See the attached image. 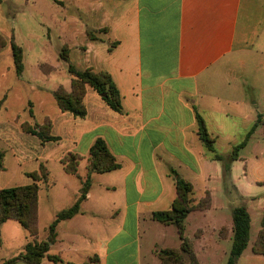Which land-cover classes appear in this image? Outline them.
<instances>
[{
	"label": "crops",
	"instance_id": "obj_1",
	"mask_svg": "<svg viewBox=\"0 0 264 264\" xmlns=\"http://www.w3.org/2000/svg\"><path fill=\"white\" fill-rule=\"evenodd\" d=\"M118 1L111 17L98 5L89 7L88 15L96 18L86 20L92 28H85L107 30L112 38L108 53L114 59L98 58L91 47L85 52L92 55L90 62L97 60L102 65L100 69L90 68L111 76L123 111L115 113L101 99L91 97L88 101L86 97L87 116L81 120L84 131L68 152L81 157V179L67 175L61 166L71 179L62 177L67 183L61 196L55 197L61 206L53 207V220L81 196L88 153L96 139L106 143L121 167L92 174L80 213L58 224L49 255L60 257L66 264H85L94 256L98 264H161L155 250L178 248L180 240L177 234L166 235L171 226L158 227L151 217L154 212L170 209L178 179L192 187L199 182L203 194L209 192L211 208L195 212L215 208V192L220 188L227 193L225 197L235 192L240 198H258L245 192L252 187L249 182L234 179L232 167L241 160L239 156L231 164L229 177L223 173V164L212 160L213 154L198 136V117L215 140L217 155V143H227L233 151L235 143H242L254 125L252 135L264 126V0ZM252 73L259 100L250 93L254 89L248 82ZM242 173L246 179L245 166ZM95 184L104 202L101 196L94 200ZM254 184L264 190V181ZM54 187H46L48 199ZM90 218L101 220L95 235L85 226ZM142 224L148 232L159 228L164 235H141ZM231 232L230 228L227 239H231ZM196 234L194 239H201L204 231ZM218 239L226 240L219 235ZM38 240L44 241L39 235ZM191 240L195 251V241ZM24 241L20 252L31 241L30 236ZM245 251L237 264L240 260L264 264V256L246 255Z\"/></svg>",
	"mask_w": 264,
	"mask_h": 264
},
{
	"label": "rangeland",
	"instance_id": "obj_2",
	"mask_svg": "<svg viewBox=\"0 0 264 264\" xmlns=\"http://www.w3.org/2000/svg\"><path fill=\"white\" fill-rule=\"evenodd\" d=\"M119 3L118 0H0V150L5 152V170L0 172V190L31 184L32 181L27 175L35 172L40 174L41 168L49 174L47 182L38 183L40 190L42 189L39 196L41 217L37 223L41 240L46 239V229L53 222V207L61 206L55 197L61 196V190L67 183L62 177L71 179L62 172L61 160L68 155L74 140L84 131L80 119L59 110L53 93L57 90L71 92L73 77L69 73V66L78 71L91 69L90 67L102 68L97 60L90 62L92 55L85 52L87 48H93L100 59H114L108 53V40L112 39L111 35L106 34L103 29L85 31V28H92V24L88 25L86 20L92 22L96 18L88 15L89 7L98 5L101 7L100 11L107 12L111 17ZM87 32H94L92 34L96 40H89ZM12 43L19 47L22 53L23 72L20 76L16 75L13 64L10 49ZM63 49L66 50L67 61L61 58ZM248 82L254 87L250 90L251 95L257 100L261 99L260 91L254 86L253 73ZM257 83L260 88L259 78ZM86 97L88 101L91 97L100 99L87 88L85 107ZM43 125H51V134L60 139L57 143L43 145L22 128L24 126L32 129ZM244 140L243 138L242 141ZM239 142L241 141L235 143V146L239 145ZM85 143L86 138L82 140L81 146ZM217 151L222 156H228L232 152L227 143H217ZM238 156L241 160L234 162L232 167L234 179H239L241 183L249 182L252 187L247 188L245 192L248 196L258 198H240L235 192L225 197L227 193L220 188L215 192V208L207 212H194L188 216L185 236L195 241V251L201 264L227 263L232 243L231 239L227 238L232 225V213L236 208L245 207L251 219L246 255L251 253L261 229L264 190H260L254 181H264V126H260L248 138L245 148L238 152ZM244 166L246 179L242 178ZM83 171L84 166L81 163L79 172ZM51 184H55V187L48 199L45 192L46 187ZM193 188L192 198L197 202L206 192L203 194L199 182H194ZM97 190L99 189L95 184V201L102 197L101 192L98 195ZM102 199L104 202L105 198ZM86 223V229L92 230L90 235H95L101 227L100 219L90 218ZM156 225L161 227L158 223ZM146 227L145 224L141 225V235H164V230L153 228L148 232ZM221 229L229 230L226 240L218 239ZM198 230H203L204 235L195 240L194 235ZM165 232L166 235L177 234L173 227ZM26 235L27 232L16 222H7L0 226V264L20 253ZM222 235H226L225 231ZM230 235H233L232 232ZM246 263V260H240L239 264ZM85 264L93 263L90 261Z\"/></svg>",
	"mask_w": 264,
	"mask_h": 264
},
{
	"label": "trees",
	"instance_id": "obj_3",
	"mask_svg": "<svg viewBox=\"0 0 264 264\" xmlns=\"http://www.w3.org/2000/svg\"><path fill=\"white\" fill-rule=\"evenodd\" d=\"M107 32L106 29H103ZM88 39L95 41L94 32H87ZM115 45V43H114ZM13 64L17 76L23 72L22 53L19 47L14 43L10 45ZM61 58L67 61L66 50L63 49ZM69 73L73 77L71 83V92L57 90L53 93V98L59 110L62 113H68L75 119L83 120L87 116L84 99L87 94V88H90L101 101L113 112L121 114L123 111L121 95L111 76L107 72L95 71L92 68L84 71H78L69 66ZM200 124L198 136L204 143L209 152L213 154L214 161L223 164V173L229 177L231 164L238 159V152L246 146V141L252 135L257 125H254L247 134L245 140L235 146L231 155L224 158L217 155L214 149L215 140L207 133L203 121L198 117ZM23 130L31 136L36 137L41 144L57 143L60 139L51 134V125L36 126L35 128H26ZM63 171L70 176L81 179L78 175V165L81 157L68 153L62 160ZM120 164L110 153L106 143L98 138L91 146L87 157V176L82 182V193L78 200L69 208L57 213L53 222L47 227V237L44 241L38 240V194L39 182H47L49 174L42 168L40 174L32 173L27 177L32 183L25 186H18L0 190V226L8 221L18 223L30 236L29 241L14 258L3 264H44L48 261L53 264H66L60 257L49 255V249L56 241V229L59 223L70 220L80 213L81 203L86 199V194L91 184L92 174H104L120 169ZM5 170V152L0 150V172ZM175 176V173H174ZM176 185V198L170 209L157 211L152 214V220L164 225L171 226L177 232L180 240L178 248L156 249L154 254L161 264H200L194 251L192 240L185 236L186 219L188 215L195 211H206L211 208V197L209 192L199 201L195 202L192 198L193 187L183 179H178ZM251 219L245 207L236 208L232 213V237L231 249L226 264H237L239 257L248 247ZM225 231L226 235H222ZM221 229L218 233L220 239H226L229 232L227 229ZM201 232L196 234V237ZM255 255L264 256V214H262L261 229L258 232L257 239L251 248ZM98 264V257L94 256L87 263Z\"/></svg>",
	"mask_w": 264,
	"mask_h": 264
}]
</instances>
